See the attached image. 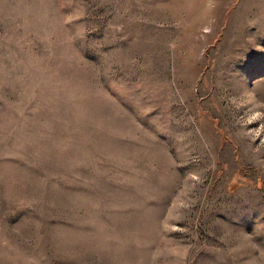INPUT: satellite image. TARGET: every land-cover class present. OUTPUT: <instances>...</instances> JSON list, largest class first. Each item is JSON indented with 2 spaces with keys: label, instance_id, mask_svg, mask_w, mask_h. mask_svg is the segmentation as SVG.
I'll list each match as a JSON object with an SVG mask.
<instances>
[{
  "label": "rangeland",
  "instance_id": "rangeland-1",
  "mask_svg": "<svg viewBox=\"0 0 264 264\" xmlns=\"http://www.w3.org/2000/svg\"><path fill=\"white\" fill-rule=\"evenodd\" d=\"M0 264H264V0H0Z\"/></svg>",
  "mask_w": 264,
  "mask_h": 264
}]
</instances>
